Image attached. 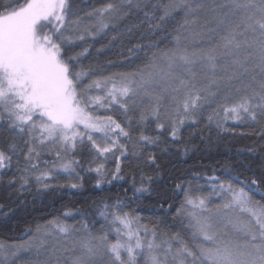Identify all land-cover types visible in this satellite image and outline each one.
I'll list each match as a JSON object with an SVG mask.
<instances>
[{"label": "snow or ice", "instance_id": "1", "mask_svg": "<svg viewBox=\"0 0 264 264\" xmlns=\"http://www.w3.org/2000/svg\"><path fill=\"white\" fill-rule=\"evenodd\" d=\"M137 33L147 42L119 53L132 71H107L111 60L83 66L89 41L110 37L99 54ZM205 116L221 132L250 121L264 139V0H0V179L15 169L7 183L18 192L33 182L48 190L60 173L78 188V169L97 187L122 180L124 160L142 155L135 148L158 145L164 132L179 141ZM145 159L156 165L155 154ZM157 178L140 170L134 196ZM206 182L207 191L175 184L178 230L142 223L117 198L101 202L95 231L54 217L22 244L0 242V264H15L21 250H34V264H264V194H251L264 180L213 173Z\"/></svg>", "mask_w": 264, "mask_h": 264}, {"label": "trees", "instance_id": "2", "mask_svg": "<svg viewBox=\"0 0 264 264\" xmlns=\"http://www.w3.org/2000/svg\"><path fill=\"white\" fill-rule=\"evenodd\" d=\"M100 2L101 0H87L88 5L98 6ZM81 7L86 5L81 3ZM182 16L183 13H180L176 20H182ZM138 36L139 33L126 39L122 46L117 43L115 47L105 48L99 54L96 49L107 44L110 37H98L94 43L89 41L92 47L90 55L83 59V66L95 67L98 64L100 68H107V62L111 60L116 67L107 68V71H132L136 64H128L127 53L125 56L119 53L138 42H147L138 40ZM76 50L79 51V48ZM227 127L230 129L228 132H221L215 125L208 126L205 116L198 126L186 124L181 129L179 141H172L167 132H164L158 145L135 148L138 153L142 152L139 156L129 154L123 162L124 179L112 180L109 176L99 187L96 186L97 177L94 173L78 169L83 177L78 188L70 187L71 183L78 182L76 179L60 173L50 181L48 190H38L33 182L31 190L18 192L19 185L9 186L7 183L15 171L12 169L7 176L0 179V242L13 244L30 238L38 225H46L54 217H60L64 222L77 226L84 221L95 231L103 223L98 215L101 202L113 203L117 198L130 205L142 218V223L160 221L168 226L165 230H178L180 225L173 219V215L183 199V193L174 191L176 183L183 182L187 186L191 181L194 187L200 186L207 191L209 186L206 177L213 173L221 179L239 176L241 180L249 182L253 178L264 180V139L255 134L259 131L258 126L250 121H228ZM148 131L156 135L155 125H150ZM128 147L131 152L134 145L130 143ZM149 153L156 155V165L147 164L145 158ZM108 168L114 169V161H109ZM140 170L148 175L158 174V178L152 185V191L134 196L133 176L139 186ZM257 187L260 191H256ZM251 194L254 199H261L264 184L253 186ZM261 202L264 203V200ZM169 204L172 205L170 209ZM77 209L80 211L77 212ZM65 211L72 214L64 216ZM15 264H34V258L20 256Z\"/></svg>", "mask_w": 264, "mask_h": 264}, {"label": "rangeland", "instance_id": "3", "mask_svg": "<svg viewBox=\"0 0 264 264\" xmlns=\"http://www.w3.org/2000/svg\"><path fill=\"white\" fill-rule=\"evenodd\" d=\"M212 200H213V203H219V199L217 197H212ZM36 235V231L32 234V236ZM31 236V237H32ZM30 237V238H31ZM30 238H27L23 241H20L19 243H13V244H16V245H19V244H22L24 243L25 241L29 240ZM9 245H12V244H9ZM20 256H28V257H31V258H35V252L34 250L33 251H24V250H21L18 254H17V258H19Z\"/></svg>", "mask_w": 264, "mask_h": 264}]
</instances>
